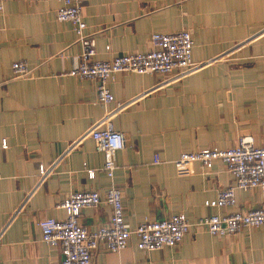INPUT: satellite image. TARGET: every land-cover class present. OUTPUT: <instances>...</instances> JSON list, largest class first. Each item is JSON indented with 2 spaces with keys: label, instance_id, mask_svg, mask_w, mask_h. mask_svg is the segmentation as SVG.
<instances>
[{
  "label": "crops",
  "instance_id": "obj_1",
  "mask_svg": "<svg viewBox=\"0 0 264 264\" xmlns=\"http://www.w3.org/2000/svg\"><path fill=\"white\" fill-rule=\"evenodd\" d=\"M58 6L55 0L0 4V264H60L59 249L41 242L38 223L63 220L54 205L72 193L103 197L110 185L104 157L85 135L109 111L125 138L114 155L113 180L125 223L134 230L145 219L183 214L190 227L175 248L142 252L132 236L120 252L99 247L91 264H264V226L213 237L194 225L258 208L259 190H235L233 207H207L233 185L225 166L215 162L204 172L195 164L191 177L178 178L173 165L182 153L230 148L242 136L262 144L264 0H83L84 34L95 40L96 60L145 53L152 34L188 31L192 61L203 64L175 82L115 74L107 84L114 100L106 107L97 102L96 80L67 75L81 46L71 24L56 21ZM15 62L26 63L29 77H13ZM84 165L95 170L94 179ZM39 166L52 168L37 185ZM110 218L111 208L100 204L82 210L79 223L94 232Z\"/></svg>",
  "mask_w": 264,
  "mask_h": 264
},
{
  "label": "built area",
  "instance_id": "obj_2",
  "mask_svg": "<svg viewBox=\"0 0 264 264\" xmlns=\"http://www.w3.org/2000/svg\"><path fill=\"white\" fill-rule=\"evenodd\" d=\"M38 1L40 0H0V4ZM55 1L59 4L55 11L56 21L70 23L81 46V54L67 75L79 80H96L97 102L104 107L114 100L107 84L115 74L157 75L166 77L168 82H175L193 74L203 65L192 61L193 40L188 31L152 34L151 50L145 53L129 52L114 56L109 61L96 60L95 40L84 34L86 25L81 11L83 0ZM105 50L109 52V46H106ZM11 70L14 78H27L30 74L25 62L13 63ZM113 117V112H107L85 135L93 140L95 149L104 157L101 170L110 185L103 197L96 191L72 193L54 205L55 209L64 212L63 220L46 219L38 223L41 242L50 248L59 249L60 264H91L93 254L99 247L113 253L120 252L127 247L132 236L136 238V249L142 252L172 249L181 243L189 230L190 224L183 214L171 215L162 221L145 219L134 230L125 223L122 192L113 184L114 172L117 169L114 155L124 149L125 138L121 132L114 129ZM1 148H7L6 140H2ZM215 162L225 166L226 171L233 177V185L219 192L216 200L206 202L207 207H233L235 190H259L261 202L258 208L247 213L211 215L198 219L194 225L204 228L213 237L233 236L243 230L264 226V134L261 145L256 146L251 136H242L230 148L182 153L173 165L178 178H187L193 175L195 164H199L206 172ZM155 163H158L157 158ZM51 168L39 166L37 185L49 176ZM83 171L88 179H94L95 170L84 165ZM29 197L30 194L25 197L15 214L22 210ZM100 204L111 208L110 221L107 226L89 232L79 223L81 211L97 208Z\"/></svg>",
  "mask_w": 264,
  "mask_h": 264
}]
</instances>
